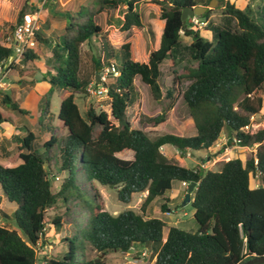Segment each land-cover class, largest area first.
Listing matches in <instances>:
<instances>
[{
	"label": "trees",
	"instance_id": "1",
	"mask_svg": "<svg viewBox=\"0 0 264 264\" xmlns=\"http://www.w3.org/2000/svg\"><path fill=\"white\" fill-rule=\"evenodd\" d=\"M138 1L153 6L164 20L159 44L149 52L146 62L136 60L133 45L132 28L143 27L136 10ZM209 1L92 0L90 5H82L74 14H68L61 40L51 48L42 77L50 89L38 102L40 118H46L53 89L63 90L57 113L61 129L54 134L49 123L44 124L39 118L42 131L50 132L42 143L44 152L34 147L36 138L29 132L20 139L19 149L24 150L18 153L21 162L14 166L0 164V187L7 200L15 204L13 220L20 232L0 225V264H35L32 245L37 240L46 243V231H43L46 211L56 201L69 199L66 192L75 186L74 169L83 178L93 201L82 237L97 253L83 259L81 264H107L108 250L139 252L143 246L155 257L154 264H244L253 256H264V130L251 135L240 130L248 124L249 115L259 110L264 91V10L251 15L228 0H220L225 13L236 19L237 28L218 29L212 43L181 20L184 7L207 6ZM122 3L126 4V10L119 29L124 37L114 48L95 18L104 7H118ZM210 12V8L206 9L200 18L208 19ZM181 34L191 36L189 46L196 64L185 66L179 75L174 74L172 85L183 79L188 81L182 98L195 134L165 133L152 138L132 128L127 120V108L138 99L134 80L140 76L154 100H173L175 89L171 86L163 91L159 83L160 66L173 57ZM35 35L40 41L37 31ZM93 37H100L103 53L102 60L92 58L95 69L105 64L118 72L115 76L109 70L108 81L97 83L107 89L110 117L107 112H97L92 107L82 115L74 99L76 92L87 93L90 81L79 79L81 47ZM10 53L9 48L0 44V65ZM36 58L35 50L28 49L21 62ZM1 103L19 113H30L7 94H2ZM164 118L165 112L154 117V121L159 123ZM6 120L0 110V124ZM224 130L241 146L258 143L254 157L245 161L238 157L227 159L219 170L213 171L171 163L162 153L165 145L180 151L208 149ZM123 150H131L132 158L117 156ZM51 160L54 171L68 172L56 191L51 188L45 167ZM250 173L258 176L257 187H250ZM173 180L188 185L196 183L190 204L197 228L167 226L164 235L166 222L159 217H147L146 210L156 197L163 200L160 210L167 209L165 202L170 199L165 193L171 189ZM95 181L117 187V198L124 203L131 201L132 194L146 191L139 212L126 209L109 213ZM1 213L8 218L6 212L1 210ZM50 223L61 230L64 217L53 215ZM64 240L66 251L47 258V264H72L74 244L68 236ZM98 257L100 260L96 262Z\"/></svg>",
	"mask_w": 264,
	"mask_h": 264
},
{
	"label": "rangeland",
	"instance_id": "2",
	"mask_svg": "<svg viewBox=\"0 0 264 264\" xmlns=\"http://www.w3.org/2000/svg\"><path fill=\"white\" fill-rule=\"evenodd\" d=\"M228 1L238 8L247 10L251 15L264 10V0ZM91 3L92 0H2L0 3V29H11L17 16L23 12H35L38 13L37 32L40 41H38L35 50V54L37 55L35 63L20 62L15 65L4 64V70L7 71V73L10 71V73L9 75L7 74L5 78V86L0 88V97L2 94H7L14 100L15 96H20L18 95L20 89L24 90L25 86L30 87L35 84V78L40 77L41 79L38 80L43 79V76L41 77V72L45 70L43 75L45 74L47 69L46 66L49 64L47 59L51 57V48L54 43L61 40V34L68 14H74L80 6H88ZM248 5L250 9L247 8ZM212 6L213 8L211 9L208 19L200 18L199 15L195 17L197 23L188 19L185 23H187L191 29L199 32L202 37L215 43L216 31L218 29H228L232 31L237 28V22L235 18L225 13L220 0H217ZM125 10V3L120 4L118 7L106 6L95 18V22L102 27V32L107 36L108 41L113 47L118 46L124 37V32L120 31L119 25ZM136 10L142 18L143 27H134L132 29L135 40L134 50L136 60L145 62L149 52L155 49L159 44L161 26L158 22L152 20H156L158 17L153 18V15H150L151 11L155 13V9L148 3L144 1L136 2ZM149 22L152 23L150 24ZM43 39L46 40V42L41 41ZM191 40V36H184L181 34L179 44L173 49V57L164 60L160 66L161 76L159 78V83L163 91L171 86L175 89L173 100H154L151 97L148 85L142 82L140 76L135 77L134 82L138 91V99L133 105L127 108L126 112L127 120L132 128L140 129L152 138L165 133L183 136L195 134L193 121L186 103L182 98V91L186 88L188 81L183 79L172 85V77L174 74L179 75L184 71L185 66H194L196 64L192 58V50L189 46ZM92 58L96 60H102L103 58L100 37H93L82 44L79 79L84 77L90 81L89 83H95L96 75L98 74L100 81L107 82V66L104 64V67L96 70ZM174 71H176V73H174ZM23 75L28 76L30 79H25L26 77L20 78L21 81L18 83L17 79ZM14 76H18V78L16 79ZM98 87H101V84H98ZM49 89L50 85L43 80L39 81V85L36 86V90L42 95ZM62 92L63 90L60 88L53 89L50 98L49 113L46 118H40V112L36 109L35 99L25 98V100H22L26 102L23 107L27 108L31 113V115L26 116L18 115V112L10 109L9 105L0 102V110L14 125L13 127L8 121L4 122V126L6 129L8 128V131H11V133H7L6 130H0V164L3 166H14L18 163L17 147L21 145L18 139L21 137V134L26 131H32L35 134L36 139L33 145L40 152H44L41 142L46 140L50 134H47L49 131H42L43 128L38 123V119L40 118L44 124L49 123V127L54 134L58 133L57 130L61 129L62 126L57 117ZM20 98L22 99V97ZM74 99L82 115H84L89 107H92L97 112L100 110L107 112L110 117L109 98L107 95L97 96L89 92H76L74 94ZM19 106L22 107V104H19ZM163 112H165L164 120L156 123L154 117ZM18 118H21V120L18 121ZM222 133L225 138L229 137V140L226 146L223 145L221 149L213 150V144L209 149L180 151L175 149L172 145H169V147L164 146L162 148V153L171 163L187 168L203 167L205 170L213 171L219 170L221 164L227 159L238 157L242 161H245L250 157H254L256 147L250 150L233 144L231 140L232 137L229 136L227 130H224ZM12 146H14V148H11ZM14 155L15 157H13ZM132 155L133 152L131 150H123L117 154V156L126 159L132 158ZM12 158H14L12 163H8V160ZM53 163L54 161L52 160L51 162L47 161L45 167L49 173L48 179L50 180L51 188L53 191H56L62 180L68 177V172L64 171L60 173L56 170L54 171ZM78 173L76 169L72 170V178L75 180V186L70 187L66 192L69 199L67 201H56L47 209L45 214V221L47 224L45 239L46 244L48 243L49 245L47 246V252L50 258L59 256L66 251L67 241L64 240V237L68 236L74 244V260L72 264H81L83 259L94 257L97 254L91 245L82 237L83 225L87 218L88 211L93 205V201L88 188L85 187L83 178H81ZM54 176H58L60 180L56 181ZM94 184L102 196L105 210L109 213L117 214L126 209L139 212V207L144 198L142 193L135 194L129 203H124L117 198V187L105 186L97 181H95ZM257 185L258 176L250 173V187L254 188L257 187ZM187 188L182 187L179 180H173L172 187L168 192L169 195H166L168 196L167 198L170 199L169 202H165L167 209L164 212L160 210V205L163 202L160 197H156L150 207L147 208V217H159L166 222L164 235L167 232V226H177L186 230H195L197 228V223L193 218V207L190 202L182 205V200L184 199ZM192 196L193 191L191 192V197ZM14 208L15 204L7 200L0 187V225L15 229L19 232L13 220ZM1 210L6 212L8 218L2 216ZM53 215H62L64 217L65 224L61 230H58L50 223ZM141 249H146V256H142L140 251H133L129 254L117 250H108L105 255V261L107 264H154L155 257L150 255V250H147L148 248L144 246Z\"/></svg>",
	"mask_w": 264,
	"mask_h": 264
},
{
	"label": "built area",
	"instance_id": "3",
	"mask_svg": "<svg viewBox=\"0 0 264 264\" xmlns=\"http://www.w3.org/2000/svg\"><path fill=\"white\" fill-rule=\"evenodd\" d=\"M43 4V2H42ZM196 16H190L187 19L190 21H193L197 23V19H195ZM38 13L35 12H23L13 22V25L10 28H6V31L2 35V38L0 40V44L10 49V55L9 57L3 61V64L0 65V88H3L6 84L5 78L7 76V71L4 70V64L7 63L10 64H17L21 62V58L23 57V54L26 50H36L38 41L36 39V31L38 29ZM112 71L113 74L116 76L118 75V72L115 71L113 67H108L107 71ZM107 89L104 85H101V87H98L96 83H89L87 87V92L102 96L107 95L106 94ZM241 132L243 134H254L258 131L264 130V91L261 94V103L259 106V110L249 115V122L247 125L240 128ZM221 143L226 146L228 138L222 137ZM232 143L236 144L238 146H241L238 144V141L236 138H231ZM262 143H264V138ZM220 144L217 143L216 146H219ZM258 143H254L250 146H242L243 148L253 150V147H256ZM221 145L219 146V148ZM254 163H257V159L254 158ZM203 168V167H202ZM54 178L59 180L58 176H54ZM182 187L187 188L188 183L182 181L181 182ZM47 224L45 223V226L43 228V231H46ZM45 244V245H43ZM47 246L48 243H43L41 240H37L34 245H32L34 252H35V264H47V258L50 257V255L47 252ZM141 255L146 256L147 251L141 250Z\"/></svg>",
	"mask_w": 264,
	"mask_h": 264
},
{
	"label": "crops",
	"instance_id": "4",
	"mask_svg": "<svg viewBox=\"0 0 264 264\" xmlns=\"http://www.w3.org/2000/svg\"><path fill=\"white\" fill-rule=\"evenodd\" d=\"M2 2V0H0V3ZM29 3V2H28ZM151 6V5H150ZM111 7V6H110ZM151 7H153V6H151ZM154 8V7H153ZM155 9V8H154ZM22 14V13H21ZM150 15H153V18H156V17H158L156 20H154V19H152L153 21H155V22H158L159 24H160V26H161V33H162V30H163V26H164V20H162V19H160L159 18V13L156 11V9H155V13L153 12V11H151L150 12ZM150 24L152 23V22H149ZM134 28V27H133ZM132 28V29H133ZM0 36H1V38H2V35L4 34V32L6 31V28H4V29H0ZM133 34V33H132ZM161 36V35H160ZM134 35H133V45L135 44L134 43ZM160 41V40H159ZM120 43H121V41H120ZM119 43V44H120ZM119 44H118V46H119ZM118 46H116V47H114V48H117ZM154 50V49H153ZM134 52H135V50H134ZM135 58H136V55H135ZM148 59V58H147ZM147 59H146V61H147ZM50 60V58H48L47 59V61H49ZM35 59L32 61L33 63H35ZM145 61V62H146ZM45 70H42V72H41V77L43 76V72H44ZM12 72V71H11ZM9 73H10V71L7 73L8 75H9ZM14 77H16V79L18 78V76H14ZM26 77V78H25ZM20 78H25V79H30L28 76H25V75H23V76H21V77H19L18 79H17V81H18V83L21 81L20 80ZM38 79H41L40 77L39 78H35V84H33L32 86H34V87H32V86H30V87H27V86H25V88H24V90L23 89H20V92H19V94L18 95H20V96H15V98H14V100L18 103L19 102V104L21 105L22 104V108H24V109H26V110H28L27 108H25V107H23V105H25V101H22L23 99L25 100V98L26 99H35L36 100V109L38 110V102H39V99L41 98V96H42V94H40L37 90H36V86L37 85H39V81H42V80H38ZM44 81V80H43ZM10 82V81H9ZM23 88V87H22ZM63 94H64V92H62L61 93V97L63 96ZM65 95H67V94H65ZM2 97V96H1ZM1 97H0V102H1ZM20 97H22V99L20 98ZM21 101H22V103H21ZM21 107V106H20ZM10 109H11V107H9ZM13 110V109H12ZM13 111H15V110H13ZM39 111V110H38ZM17 112V111H16ZM30 112V111H29ZM40 114V113H39ZM18 115H31V113H29V114H22V113H19L18 112ZM6 116V115H5ZM7 117V116H6ZM19 120H21V118H18V121ZM9 122L13 127H14V125L8 120V117H7V120L6 121H3L1 124H0V130L2 129V130H6V132L7 133H11V131H8V128L6 129V127L4 126V122ZM12 127V128H13ZM29 132H32V131H26L25 133H23V134H21V137H19V141H20V139L23 137V136H25V135H27V133H29ZM223 132V131H222ZM220 133V135H219V137L217 138V140L213 143L214 144V147L212 148L213 150L214 149H221L222 147H223V144H221V141H222V137H224L222 134L223 133ZM33 133V132H32ZM34 134V133H33ZM47 134H50V132H48ZM34 136H35V134H34ZM35 138H36V136H35ZM48 138H49V136H48ZM48 138H46V140L48 139ZM228 139H229V137H228ZM35 141V140H34ZM33 141V142H34ZM45 141V140H44ZM43 141V142H44ZM43 142H41V143H43ZM217 143H219L220 145H221V147L219 148V146H216V144ZM18 145V144H17ZM20 145V144H19ZM213 146V145H212ZM164 147V146H163ZM162 147V148H163ZM165 147H169V145H165ZM11 148H14V146H12ZM162 148H161V150H162ZM210 148V147H209ZM208 148V149H209ZM10 149V148H9ZM176 149V148H175ZM21 151H24V150H21V149H19V146L17 147V154L19 153V152H21ZM191 151V150H190ZM118 154V153H117ZM13 157H15V155L13 156ZM14 158H12V159H9L8 160V163H12V160H13ZM18 160V163H20L21 161H20V159L18 158L17 159ZM17 163V164H18ZM60 180V179H59ZM58 180V181H59ZM170 191V190H169ZM168 191V192H169ZM168 192H166L165 193V195H169L168 194ZM142 193V195L144 196V198H145V196H146V191H143V192H141ZM135 194H138V193H134V194H132V197L133 196H135ZM131 197V198H132ZM143 198V199H144ZM143 201V200H142ZM151 205V204H150ZM150 207V206H149ZM148 207V208H149ZM146 212H147V210H146ZM193 212H194V209H193ZM166 235V234H165ZM146 248H148V247H146ZM138 249H140V248H138ZM141 250H143V249H141ZM146 250V249H145ZM147 250H149V249H147ZM133 252V250H131V251H127V253H132ZM154 261H155V258H154Z\"/></svg>",
	"mask_w": 264,
	"mask_h": 264
},
{
	"label": "water",
	"instance_id": "5",
	"mask_svg": "<svg viewBox=\"0 0 264 264\" xmlns=\"http://www.w3.org/2000/svg\"><path fill=\"white\" fill-rule=\"evenodd\" d=\"M217 0H210L207 6H186L181 11V20L183 24H185L186 20L190 16H199L202 13L206 11V9L213 8V4L216 3ZM95 83H100V78L98 77V74L96 75ZM196 183L191 182L188 185L187 191L185 193L184 199L182 200V205H185L186 203H189L191 201V192L195 189ZM131 251V249L129 250ZM100 260V257L96 258L95 261L98 262ZM244 264H264V256H253L249 259H247Z\"/></svg>",
	"mask_w": 264,
	"mask_h": 264
}]
</instances>
